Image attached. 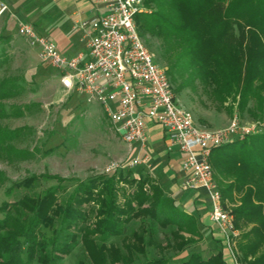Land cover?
<instances>
[{
	"label": "trees",
	"instance_id": "16d2710c",
	"mask_svg": "<svg viewBox=\"0 0 264 264\" xmlns=\"http://www.w3.org/2000/svg\"><path fill=\"white\" fill-rule=\"evenodd\" d=\"M145 2L153 9L137 16L138 31L141 37L160 40L168 74L189 72L212 88L220 102L238 97L239 112H248L257 122L264 119V0ZM23 90L16 77L0 80V120L22 117L29 109L6 105ZM22 132L23 128L0 126V158L13 161L32 156L12 144ZM209 162L223 199L235 203L234 227L250 226L240 236L242 262L264 264V133L214 148ZM41 179L55 180L57 185L33 193ZM65 181L57 176H30L5 190L6 196H18L0 205V264H61L78 242L94 264H104L105 243L122 236L124 227L142 216L174 228L168 250L185 249L182 234L200 237L195 217L181 211L148 175L136 179L113 172L73 181L72 192L59 203ZM144 236L140 230L128 238V261L131 254H145L150 240ZM224 255L222 248L206 260L192 253L179 264H227ZM143 264L172 263L158 258Z\"/></svg>",
	"mask_w": 264,
	"mask_h": 264
},
{
	"label": "rangeland",
	"instance_id": "374dc122",
	"mask_svg": "<svg viewBox=\"0 0 264 264\" xmlns=\"http://www.w3.org/2000/svg\"><path fill=\"white\" fill-rule=\"evenodd\" d=\"M143 1L147 13L150 12L153 8ZM51 22V17L46 14L41 25L33 27L39 35L48 38L49 30L52 29ZM141 38L154 61L165 69L169 76L176 102L191 113L197 126L208 130H223L235 120L240 127L254 131L249 135L264 133V119L257 122L252 120L248 112H239L238 97L231 96L222 103L212 88L204 86L189 72L180 75L173 71L168 74V62L160 40L149 35ZM0 62H2L0 80L16 77L20 79L24 89L20 96L6 101L7 107L29 106L22 117L0 120V126L11 130L23 128L22 135L12 144L17 149L29 151L32 155L25 160L8 161L0 158V171L4 174V181L0 183V205L3 201L12 202L18 196V194L6 196L7 188L30 176L48 175L65 179L64 190L58 194L59 203L72 192L73 181H86L103 174L112 175L113 172L136 179L140 175L151 177L145 167L130 165L134 158L129 156L128 147L114 132L103 109L96 103H87L84 96L75 90L66 92L60 83L59 71L40 60L38 49L31 47L25 39L18 36L16 22H11L10 18L0 19ZM253 105L252 101L249 107ZM7 110L9 112L8 108ZM112 163H118L120 167L109 173L104 172ZM214 180L218 184L217 180ZM56 185L55 180L41 179L33 193H41ZM126 190L130 191L128 187ZM23 192L32 193L24 190ZM224 202L232 212L235 203L228 201L227 198H224ZM235 229L238 234L234 240L236 258L240 264H245L239 251L240 236L248 231L250 226L243 227L242 230ZM140 230L144 232L145 240L150 242L146 244L144 255L131 254L128 261V238ZM173 230L171 226L163 227L144 216L134 219L124 227L122 236L109 238L105 243L103 263L143 264L147 260L168 258L170 263L179 264L181 259L192 253L199 254L206 260L216 255L221 248L218 240L209 236L207 234L209 231L204 230L203 233L199 231L200 237L182 234V238L187 241L184 244L187 245L181 253L168 250L166 245L173 242L171 235ZM96 245L100 246V243L97 242ZM94 263L80 242L61 262V264ZM32 264L38 263L34 261Z\"/></svg>",
	"mask_w": 264,
	"mask_h": 264
},
{
	"label": "built area",
	"instance_id": "2783aa9c",
	"mask_svg": "<svg viewBox=\"0 0 264 264\" xmlns=\"http://www.w3.org/2000/svg\"><path fill=\"white\" fill-rule=\"evenodd\" d=\"M102 11L77 26L85 33L87 55L68 59L55 43L39 35L33 25L19 22L17 34L31 47L38 48L39 58L61 74L66 92L73 90L86 96L104 111L114 132L129 148L148 142L147 124L163 130L168 150L176 148L182 155L181 190L203 191L210 205V222L219 234L231 264H240L234 249L238 236L232 212L228 210L213 177L209 162L214 148L242 140L254 131L240 127L234 120L226 129L208 130L196 125L191 113L178 105L172 84L155 61L139 34L136 18L147 13L143 0H94ZM10 14L9 5L0 0V19ZM133 159L131 166L145 163ZM109 164V173L119 168Z\"/></svg>",
	"mask_w": 264,
	"mask_h": 264
},
{
	"label": "crops",
	"instance_id": "0c3cea01",
	"mask_svg": "<svg viewBox=\"0 0 264 264\" xmlns=\"http://www.w3.org/2000/svg\"><path fill=\"white\" fill-rule=\"evenodd\" d=\"M5 2L9 5L10 14L4 18H10L11 22H16V32L19 22L40 26L43 17L49 14L52 19V29L49 30L48 39L55 43L58 52L68 59L79 54L87 55L85 33L78 28L77 22L87 21L101 13V6L96 5L94 0H5ZM82 96L86 101V96L84 94ZM147 134L146 146L142 148L135 144L131 148L128 147L129 156L132 159L146 160L141 166L145 167L164 194L171 198L175 205L181 206V208L178 207L181 211L195 217L201 233L207 230L210 232L207 233L209 236L219 241L225 254V260H229L220 236L210 222V205L205 193L181 190L183 173L180 169V161L182 155L176 148L168 150L167 140L158 125L148 123ZM227 264H231L230 261H227Z\"/></svg>",
	"mask_w": 264,
	"mask_h": 264
}]
</instances>
